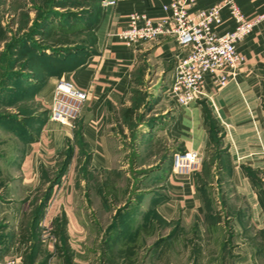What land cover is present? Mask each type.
<instances>
[{
    "label": "crops",
    "instance_id": "crops-1",
    "mask_svg": "<svg viewBox=\"0 0 264 264\" xmlns=\"http://www.w3.org/2000/svg\"><path fill=\"white\" fill-rule=\"evenodd\" d=\"M102 1L93 25L96 41L91 50L67 58L70 64L66 68L38 80L36 95L44 110L53 85L60 78L86 90V99L75 127L60 125L47 116L31 139L21 141L18 177L14 184L5 187L8 201L0 202V264L8 259L19 263L16 230L13 223L7 224L8 220L3 223L4 219L12 216L17 207L21 214L29 211L30 194L38 191L40 175L50 174L67 147L71 157L61 178L66 173L73 178L71 170L76 161L81 164L82 153H88L87 166L95 174L92 177H101L96 200L113 211L119 203L126 202L122 215L113 223L114 234L109 232L107 236V250L112 240L153 241L146 246L138 264H197L196 245L190 243L194 238L182 234L180 226L207 221L223 226V209L233 210V215H225L228 224L246 226L241 227L244 235L245 231L253 233V238L263 234L264 19L237 42L243 63L229 82L212 92L208 81L206 96L182 107L168 93L180 53L175 38L165 36L125 46L111 36L125 26L131 12L155 19L168 16L169 11L162 6L170 0H112V4ZM216 2L195 0L189 11L196 12ZM236 2L245 16L264 12V0ZM221 18L218 32L234 27L227 10L221 12ZM74 130L78 131V145L73 141ZM181 150H195L202 157L201 165L192 174L172 172L173 153ZM132 171L141 177L133 184L128 179ZM120 177L125 178L122 184ZM222 185H229L231 196L223 194ZM93 189L92 186V192ZM20 192L25 195L17 197ZM72 198L68 184L57 193L54 202L47 201L39 221V242L47 252L52 250L57 242L52 221L63 214L71 264H77L83 258L86 224L81 216H74ZM98 207L104 209L102 205ZM125 224L131 228L122 232ZM141 247L135 250L136 254ZM237 248L231 249L236 256ZM198 250L199 256L205 255L201 243ZM249 251L248 257H254V251L263 257L260 247ZM47 264L60 263L51 259Z\"/></svg>",
    "mask_w": 264,
    "mask_h": 264
},
{
    "label": "rangeland",
    "instance_id": "rangeland-1",
    "mask_svg": "<svg viewBox=\"0 0 264 264\" xmlns=\"http://www.w3.org/2000/svg\"><path fill=\"white\" fill-rule=\"evenodd\" d=\"M101 1L0 0V202L8 201L5 187L8 184H14L18 177L17 159L20 156L21 135L27 130L31 131L33 121L43 114L42 110L45 108L36 95L38 80L49 73L66 68L70 64L67 58H73L78 53L84 54L91 50L96 41L93 25L97 19ZM64 152L63 150L62 154ZM71 163L73 165V161ZM79 163L80 161H76L74 168L70 169L73 178L70 176L71 173L70 175L66 173L61 178L60 184L52 187V193L48 199L50 203L54 202L60 190L65 189L68 184L71 186L73 214L77 219L78 215L81 216L86 224L82 244L83 258L81 262L76 263L138 264L141 255L146 251V246H150L153 241L144 243L129 239L112 240L110 249L107 250L105 246L107 236L111 232L114 234L115 231L110 226L122 215L126 202L119 203V207L114 211L105 208L106 204L96 200V187L101 183V177H92V174L95 175L94 172L87 165ZM131 164L128 169L131 168ZM138 173L133 171L128 173L131 184L137 181L136 178H141ZM118 179L120 184L125 180L124 177ZM44 186L40 183V190L30 194L34 203L37 202ZM220 189L223 194L232 195L229 185H222ZM24 195L20 192L17 197ZM101 205L104 208L102 210L98 207ZM219 205L221 206V203ZM17 208L12 216L4 219L3 223H7L6 220H8L7 224L13 223L16 230L15 246L18 264H28L34 260L35 263L45 260L47 264L51 259L60 264L67 263L68 255L64 250L58 251L54 245V249L47 252L36 241L38 239L35 237L33 226L28 223V213L32 207L24 214H21L20 207ZM242 212L244 213V210ZM225 215H233V210L221 211L223 226L220 227L209 223L210 221L205 224L180 226L182 234H185L187 238H194L190 239V243L196 245L194 247L197 251L195 259L197 264H264V233L256 238L252 237L253 233L251 234L250 231H245L249 234L244 235L241 227L246 226L228 224ZM127 228H131V225L125 224L122 232H125ZM40 230L38 224L37 232L40 233ZM33 235L34 239L31 240L30 237ZM132 236L135 235L132 234ZM143 243L145 245L141 247ZM200 243L206 251L204 256L198 255ZM32 244L41 248L42 252L36 256V251L29 253L28 250ZM140 247L136 254L135 250ZM259 247L263 251V257L256 256L254 250ZM236 248L240 250L237 256L231 251ZM249 249L254 251V257H248ZM61 253L63 255L56 259Z\"/></svg>",
    "mask_w": 264,
    "mask_h": 264
},
{
    "label": "built area",
    "instance_id": "built-area-1",
    "mask_svg": "<svg viewBox=\"0 0 264 264\" xmlns=\"http://www.w3.org/2000/svg\"><path fill=\"white\" fill-rule=\"evenodd\" d=\"M194 1L170 0L162 6L169 11V15L156 19L145 13L131 12L125 26L111 34L125 46L165 36L175 38L180 53L176 56L168 93L182 107H188L206 96L208 81L212 92L229 82L243 63V56L236 48L237 42L264 19V12L245 16L236 0H217L208 8L191 12L189 7ZM112 3V0L102 1V4ZM223 10L228 11L234 27L218 32L216 27L222 21ZM86 93V90L75 87L66 79H57L47 107L48 118L60 125L73 127ZM201 162L199 152L181 150L173 153L171 169L175 174L189 175L199 168ZM4 263L14 264V259Z\"/></svg>",
    "mask_w": 264,
    "mask_h": 264
},
{
    "label": "trees",
    "instance_id": "trees-1",
    "mask_svg": "<svg viewBox=\"0 0 264 264\" xmlns=\"http://www.w3.org/2000/svg\"><path fill=\"white\" fill-rule=\"evenodd\" d=\"M92 1H96V0H92ZM100 2V0H97ZM43 114L36 120L33 121V125L32 128L30 129L31 131L29 132V130L25 131L24 134L21 135V141H24L25 139H31L32 135L35 134L36 129L38 128L39 123H41V121L46 118L48 116L47 114V110H43L42 112ZM76 121V120H75ZM75 125V122H74ZM75 127V126H74ZM74 137H75V143L78 145L80 144L78 142V131L74 130ZM64 154L61 153V158L56 162L54 169L50 172L49 175H45L44 173H42L40 176V180L41 183L44 184V188L41 189V193L40 196L37 199V202L34 203L35 201L31 200V210L28 213L29 215V224L33 226L34 229V233H35V237L38 239L36 240L39 245V233L37 232L38 229V224H39V220L42 216L44 207L50 197V194L52 192V187L55 184H59L60 183V179L61 176L65 173L67 165L70 161V157H71V151H70V147H67L64 149ZM88 153H82V164L87 165L88 163ZM40 190V188H38V191ZM114 228L115 224H112L110 226V228ZM52 228L53 231L52 233L55 235L56 237V250L58 251H63L68 255V259H67V263L71 264V253L70 250L67 247V243H66V236H65V218L63 216V214H59L57 215L53 221H52ZM31 240L34 239V235L30 237ZM37 249V250H36ZM29 253H33V251L35 252V256L36 254H39V252H42L41 248H39L38 246H36L35 244L30 245L29 248ZM61 255H63L62 253L58 255V257L60 258ZM63 257V256H62ZM65 263V264H67ZM28 264H45V260H41L40 262H36L31 261Z\"/></svg>",
    "mask_w": 264,
    "mask_h": 264
}]
</instances>
